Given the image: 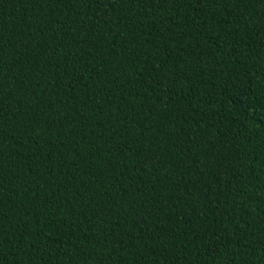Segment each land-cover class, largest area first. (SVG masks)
Returning <instances> with one entry per match:
<instances>
[{
    "label": "trees",
    "instance_id": "1",
    "mask_svg": "<svg viewBox=\"0 0 264 264\" xmlns=\"http://www.w3.org/2000/svg\"><path fill=\"white\" fill-rule=\"evenodd\" d=\"M0 264H264V0H0Z\"/></svg>",
    "mask_w": 264,
    "mask_h": 264
}]
</instances>
